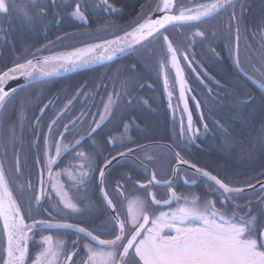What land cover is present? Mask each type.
Returning a JSON list of instances; mask_svg holds the SVG:
<instances>
[{
    "label": "snow or ice",
    "instance_id": "6c2138e0",
    "mask_svg": "<svg viewBox=\"0 0 264 264\" xmlns=\"http://www.w3.org/2000/svg\"><path fill=\"white\" fill-rule=\"evenodd\" d=\"M154 2V7L152 2L140 4L135 19L129 22L128 30L122 34H113L111 38L99 42L82 43L81 46L57 52L51 51L53 41H48L34 50L26 49V55L16 57L11 66L0 70V113H4L12 97L23 90L10 87L11 81L22 77L26 81L24 87L45 85L61 71L72 72L89 65L111 62L125 55H136L135 63L117 70L119 88L106 93V100L101 99L102 111L93 114L90 110H82L62 125L63 131H58L60 118L70 110L73 100L81 95L89 96L88 92L82 91L86 86H81L76 96L69 99L48 123V132L43 137V155L36 160L37 164H43L39 170L38 192L30 180L13 181L3 160H0V233L4 237L0 246V264H28L30 243H36L38 248L35 256L31 257V264H264V179L257 177L255 183L246 180L237 186L218 174L198 167L182 155L188 144L200 138L201 129L194 126L186 97V93L192 89L181 66L182 60L189 67L193 62L198 63L195 53L190 50L197 38L200 42L209 39L210 29L202 25L222 12H229L227 23L220 31L234 39L235 48H229L230 52H235L234 63L257 87L260 95L257 97L239 84L233 85L216 101L225 117L215 120L214 127L223 137L222 146L228 150L245 151L246 143L249 149L258 147L264 150V0L259 16L251 22L247 20L249 0ZM98 6L109 14L122 11L111 0H98ZM88 12V0H0V17H11L29 31L46 30L49 25H59L69 18L88 25ZM242 27L261 41L262 54L256 62L259 67L253 65L251 72L243 69L239 59ZM169 29H177V32L173 34ZM107 30L106 27L96 33H64L57 36L56 41L74 39L77 35L93 37L99 31ZM8 31L0 26V41L7 42ZM211 35H217L216 28L211 29ZM156 42L158 46L149 47ZM211 51L215 52V49ZM45 52L50 54L45 55ZM153 63L158 71L164 73V88L170 101L173 92L168 90L169 71L174 70V84L179 85V101L183 103L182 112L187 117L186 124L183 116L179 122L180 142H174L175 147L169 148L174 160L170 174L149 170L148 164L153 163L154 157L147 154L146 146H126L129 142L135 143L129 136V124H124L119 138H107L108 144L115 146L119 143L125 150L117 151L115 155L109 154L110 158L105 157L103 165H98L96 157L81 148L83 141L87 139L96 147L94 137L97 131L117 111L138 103L148 104L147 100L135 95V90L143 79L138 66ZM219 83L216 81V84ZM50 104H54V101L49 100L40 109L41 114ZM168 106L173 108L171 102ZM23 107L22 100L21 111ZM196 107H200L199 102ZM88 116H92L91 124L81 134L78 125L84 123ZM6 119L0 116V128H4ZM18 119L22 120L23 117ZM39 120L37 117V124ZM236 124L241 126L240 136H244V129L249 130L245 139L237 140L233 136ZM202 127L203 135L211 132L207 123H203ZM36 136L34 144L40 147L39 134ZM68 136L73 139L69 141ZM19 140L16 124H8L7 138H0V151L6 153L7 147L16 148ZM137 150L146 153L144 158L137 157V160L143 173L150 178L141 182L139 179L133 180L126 173L120 174L109 188L107 181L111 166L121 159L136 156ZM69 152L73 153L71 161L65 167H59V162ZM133 164H136V160H133ZM184 166L194 170L192 176L181 175ZM15 173L18 177L22 175L18 149ZM96 173L98 182L95 187L99 190L103 208L108 210V219L97 228H88L84 226L85 221H78L76 217L101 210L89 196ZM61 176L71 181L70 188L75 189V195H69V189L60 180ZM260 176L264 177V172ZM181 180L189 187L202 185L204 194L178 192L176 185ZM129 184L143 190V193L126 192V185ZM156 188L166 189V198H158ZM249 193L259 194L241 203V197ZM173 203L176 204L175 208L171 207ZM159 207H168L169 210L157 213L155 208ZM54 232L74 235L76 239L71 240L69 248L68 241L44 234ZM36 233L41 234L38 242L34 240ZM81 240L85 242L81 243ZM75 257L81 258L74 260Z\"/></svg>",
    "mask_w": 264,
    "mask_h": 264
},
{
    "label": "trees",
    "instance_id": "16d2710c",
    "mask_svg": "<svg viewBox=\"0 0 264 264\" xmlns=\"http://www.w3.org/2000/svg\"><path fill=\"white\" fill-rule=\"evenodd\" d=\"M111 2L122 11L115 13L114 16H106L101 12L90 18L88 17V25H84L76 19L69 18L65 19L59 25H49L46 30L44 29L45 33L43 34L40 32L42 29H38L37 35H34L33 39H29L22 34L19 41L17 40L16 34L14 35L15 30L9 29L8 39L10 42L8 40L7 42L0 41V70L11 66L16 57L26 55V49L32 47L34 50L35 47L39 48L48 41H53V45L50 47L66 48L64 50H67L73 46H81L82 43H94L102 39L111 38L113 34H122L123 31L128 30L129 22L135 19V13L139 11L140 4L152 2L153 7L155 6L154 0H111ZM93 3L91 0H88L89 6L93 5ZM148 11H151V9H148ZM106 27L108 28L107 31H99L98 35L93 37L77 35L74 39H66L63 42L56 41V37L62 36L64 33H96L97 30ZM169 31L175 34L177 29H169ZM184 31L187 32L188 29L185 28ZM14 40H17V43ZM197 42L200 41L198 40ZM156 46H158V42L149 45L150 48ZM195 48L198 62L208 68L210 77L213 80L207 81L205 84H201L198 79L194 81L190 80L195 85V89L198 90L195 95L201 105V114L204 117L205 123L211 129V132L203 140L199 139L195 143L188 144L186 151L182 152V155L189 161H193L197 166L208 169L214 174L225 178L233 177L235 179L236 177L234 176L239 175L237 173L239 164L234 162L232 157L238 150L241 155L246 151L244 161V165L247 164L245 166L246 169H252L254 171L252 173L253 175L261 177L260 174L264 172V150L258 147L249 149L247 143L245 144V151H241L240 149L228 150L222 146L223 137L216 132L214 127L215 120L225 117V113L221 111L220 105L216 101L219 97L224 96L226 90H231L233 85L239 84L243 88L251 90L257 97L260 95L259 90L250 79H247L237 69L232 59L220 58L219 56L215 57L213 53H208L201 44H198ZM135 62L136 55H127L104 66L51 80L45 85L33 84L30 87H23L22 91H18L12 97L6 111L0 113V116L7 117L4 128H0V138H7V125L10 123L16 124L17 135L20 137L16 148L7 147L6 153L0 151V160H3L10 178L15 181L13 177L15 179L17 177L15 173V156L16 150L18 149L22 171L20 177L23 179L21 182L30 180L33 188H38V170H40L43 164H37L36 160L43 155V137L48 132V123L55 118V114L64 107L69 99L76 96L77 89H80L81 86H86L82 91L88 92L89 96L85 97L81 95L73 100L70 110L66 111L60 118L57 128L58 131H62V125L66 123V119L78 115L77 113H80L82 110H90L89 106H82L81 103L92 100L100 103L102 98L107 99L106 93L112 92L114 88L118 90L117 70L123 69L125 66ZM182 62L184 61L182 60ZM182 65L186 78V67L184 63ZM138 70L139 75L143 79L139 81L135 95L143 100H147L148 104L138 103L132 107H122L116 112L113 118H119L121 121L136 119L144 126L145 131L141 135H134L135 143H132L133 146L156 142L168 143L175 147L174 142H180L178 135L179 124L177 120L171 119L169 110L165 107L166 98L163 92L161 73L154 63L150 66L144 64L139 65ZM216 81L220 83L216 84ZM139 85H143V87ZM22 100L24 105L23 111H21ZM49 100L54 101V104L49 105L46 109L47 111L39 117V124H37L36 118L38 112L40 113V109L45 104H48ZM98 108H96L95 113L100 111L97 110ZM47 113L48 120L44 123L42 119L46 118ZM20 116L23 117L22 120L18 119ZM172 123L175 124L173 127L175 130L174 133L171 127ZM234 127L235 131H233V136L237 140L247 137L248 129H244V136L239 137L238 133L241 131V126L236 124ZM37 133L40 137V147L34 144ZM56 135L58 136V132ZM147 154L153 155L154 157L153 163L148 164L152 170H156L158 174H170V166L174 165V160L173 155L167 149L152 147L147 149ZM145 155V152H139L137 157L142 159ZM107 157L110 158V156ZM104 158H98L97 164L102 166ZM249 159H251L250 163ZM31 167L33 169H30ZM125 173L130 175L133 180L139 179L144 181L148 179V176L143 173L142 168L137 164H133L130 160H125L111 167L107 181L109 188L113 186L114 178L119 179L120 174ZM126 187L130 188L132 186L129 184ZM104 211L106 212V209ZM3 241L4 237L0 233V246L3 245ZM29 247L30 254H32L34 249L33 243H30Z\"/></svg>",
    "mask_w": 264,
    "mask_h": 264
},
{
    "label": "flooded vegetation",
    "instance_id": "af4514ba",
    "mask_svg": "<svg viewBox=\"0 0 264 264\" xmlns=\"http://www.w3.org/2000/svg\"><path fill=\"white\" fill-rule=\"evenodd\" d=\"M91 1L94 3H93V5L89 6V12H88L89 18L92 17L93 15L100 14L101 12L104 13L106 16H110V15L114 16L115 15V13H113V14L106 13L103 8L99 7L98 6V0H91ZM249 3H250V9H249L248 14H247V20L249 22H251L256 17L259 16L261 5H262V0H249ZM237 11H239V8H237ZM228 16H229V12H222V13H220L219 16L213 17L212 20L206 21L205 25H202V27H205V26L209 27V29H210L209 39L204 40L203 42H196L195 46H197L198 44H201L204 47V49L207 50L208 53H210V54L213 53V56H215V57L219 56L220 58H225V59H230V60L232 59L234 62L235 52L234 51L230 52L229 48H230V46L233 49L235 48V41H234V39H230L226 32L220 31V29H223L225 24L227 23ZM0 26H3L4 28H7V29H14L15 30L14 35L16 34L18 41H19L22 34H24V36L29 38V39H33V36L37 35V30L29 31L27 29H24L23 27H21V25L19 24V22L17 20L12 19L11 17H9L8 19H3L2 17H0ZM212 28H216V31H217L216 36L211 35V29ZM41 29H42L40 31L41 34L45 33L44 28H41ZM233 36H234V33H233ZM17 40H14L15 43H17ZM198 40H199V38H197V41ZM8 42H10L9 39H8ZM195 46H193L190 51L195 53V61L198 62V59L196 57V52H195L196 51ZM35 48H37V47H35ZM31 49H32V47H31ZM64 49H66V48L51 47L52 52H56V51H60V50H64ZM211 49H215V52L211 51ZM45 53L47 54L49 52H45ZM261 54H262L261 53V41L259 40V38L251 35L247 31H245V29L242 27L241 33H240V42H239V59H240V63H241V66L243 67V69L245 71L251 72L253 65H256L257 67H259V65L256 64V62L261 57ZM181 65H182V61H181ZM185 67H186L185 68V71H186V78L185 79L187 81L188 86L192 89L191 92L186 93V97L188 98L189 110L192 112L194 126L200 127V129H201V135H200L199 139L203 140L207 136V135L206 136L203 135L202 125H203V123H205V120L204 119L201 120V115H202L201 111H200L201 105L199 108L196 107V104L199 101L197 100L195 93L197 94L198 90L195 89V85L191 81L198 79L201 84H205V82L207 83V81H213V80L210 77L208 68L206 66L200 64L199 62L198 63L193 62L191 67L188 66L187 62H185ZM160 73H161V77L163 80V92H164L165 98H166L165 99V107L168 108L171 119L177 120L178 124H179L180 119L183 116V119H184L185 124H186L187 117H186V114H184L182 112L183 103L181 101H179V87L177 84H174V77H175L174 70L169 71V89L168 90L173 92V95L171 97V101L167 95V91H165V88H164V73L163 72H160ZM241 73L244 75V73L242 71H241ZM256 75H257V78H259V74L257 73ZM92 96L94 97V95H92ZM192 97H195V99H192ZM169 102H171L173 105L172 109H170L168 106ZM81 105L82 106L87 105V107L89 106L90 112L93 114H95L96 108H98V106H101V108H103V104L101 102L97 103L95 100L94 101L92 100L90 102L81 103ZM46 111L47 110H45V112ZM77 114H79V112ZM41 115H42L41 112L40 113L38 112L37 117H40ZM72 118L66 119V123H68V121ZM96 118L98 119L99 117L96 116ZM47 120H48V113L46 114V118L42 119V121H44V123H45ZM91 120H92V116H89L85 119L84 123L78 125V131H80L81 134H83L89 128V126L91 124ZM124 124H129V136H130L132 141H134V139H135L134 135H136V134L141 135L145 131L144 126H142L136 119H132V120L129 119L126 121H121L119 118L110 117L104 123L102 128L97 131V133L94 137L97 146L93 147L91 142L86 139L83 141L81 148L86 150L89 153H92L96 157V162H98V158L107 157V156H109V154L115 155L117 151H124L125 148L120 147L119 143H117L115 146L107 143V138L109 136H114L117 138L120 137L121 132L123 131ZM174 125H175L174 123L171 124L173 133L175 131L173 128ZM62 131H63V128H62ZM238 136L240 137V135H238ZM76 138H79V137H76ZM72 139H73L72 136H68L69 141H71ZM126 146L127 147H136V146H133L132 143H130V142L127 143ZM147 149H149V148H147ZM139 152L140 151H137V154ZM245 152L243 155H241L239 150H238L236 152V154H234V156L232 157L233 161L239 164V168L237 171V173L239 175L234 176V177H236L235 179L233 177L225 178L222 176H221V178H224L228 181H232L233 183L237 184V186L242 185L244 183V181H246V180H252L255 183V178H257V177L252 174L254 171L252 169H249V168L246 169L245 166L247 164L244 165V161H245V157H246ZM113 153H115V154H113ZM137 154L134 157L127 158V159H124L122 161L130 160L133 162V160H136V164L139 165V160H137ZM250 154H248V155L250 156ZM72 155H73L72 152H69L67 155H65L62 158V160L59 162V167H61V168L65 167L71 161ZM122 161H120V162H122ZM246 161H248V160H246ZM72 162L75 163V161H72ZM190 162L194 163L193 161H190ZM250 162H251V159H249V163ZM148 168L150 170H152L149 166H148ZM30 169H33V167H31ZM38 172H39V170H38ZM243 172H245V173L243 174ZM192 173H193L192 171L184 168V170L181 172V175L182 176H192ZM94 175H95L96 179L91 182L92 191L89 193V196H90L91 200L95 202L96 205L100 206L101 210L93 212V213H86L84 216L76 217V219L78 221H85L84 226H86L88 228H97V227L101 226L104 222H106V220L108 219V210L106 209V212L104 211L105 209L103 208L102 198L100 196L99 190L95 187L96 183L98 182V173H96ZM149 178L150 177H148V179ZM259 178L264 179V177H259ZM45 180L47 181L46 174H45ZM60 180L64 184V186L69 189V195H75L76 194L75 189L70 188L71 181L69 179H66V176H61ZM146 181L147 180L145 179L144 181L142 180L141 182H146ZM46 187H49V186L46 184ZM38 188H39V184H38ZM176 190L178 192H183L186 194L189 192H196V193H199L201 195L204 194V188L202 185L200 187H189V186L184 185L182 180L177 182ZM125 191L126 192L135 191V192H137V194L143 193V190H140L138 188H133V187H130V188L126 187ZM155 191L157 193L158 198H161V199L166 198V196H165L166 189L156 188ZM258 194L259 193H249L247 196L241 197L240 202L242 203L243 200L251 199L254 195H258ZM171 207L175 208L176 204L173 203L171 205ZM155 210L158 213L159 211H168L169 208L168 207H159V208H155ZM44 234L45 235L52 234L54 236V238H60V239L68 241L69 248L71 245V240L76 239V236H74V235L69 236V235L62 233V232L61 233H55V232L54 233H44ZM40 235H41L40 233L35 234L34 240L36 242L39 241ZM83 242H85V241L81 240V243H83ZM33 247H34V249H33V252L29 258L28 264H31V257H34L35 254L38 252V248L36 246V243H33ZM83 255H84V253L81 251V257H83ZM81 257H75L74 260H79Z\"/></svg>",
    "mask_w": 264,
    "mask_h": 264
},
{
    "label": "water",
    "instance_id": "95a60500",
    "mask_svg": "<svg viewBox=\"0 0 264 264\" xmlns=\"http://www.w3.org/2000/svg\"><path fill=\"white\" fill-rule=\"evenodd\" d=\"M99 42V41H98ZM95 43V42H94ZM46 55H48V54H46ZM125 56H127V55H125ZM125 56H122V57H120V58H117V59H115L114 61H111V62H107V63H104V64H94V65H89V66H86V67H84V68H81V69H78V70H76V71H72V72H63V71H61V72H59V73H57V74H55V75H53L50 79H49V81H51V80H56V79H60V78H64V77H67V76H70V75H72V74H75V73H78V72H82V71H85V70H90V69H93V68H97V67H100V66H104V65H107V64H110V63H112V62H115V61H117V60H119V59H121V58H123V57H125ZM25 83H26V81L24 80V78H19L18 80H15V81H11L10 82V84H9V86L10 87H17V88H23L24 87V85H25ZM144 146H146L147 148H152V147H163V148H166V149H168L169 150V148L170 147H173L172 145H170V144H167V143H148V144H144ZM148 146H151V147H148ZM137 151H139V150H137ZM170 151V150H169ZM171 152V151H170ZM172 153V152H171ZM128 158H131V157H128ZM127 159V158H126ZM122 160H124V159H121L120 161H122ZM119 161V162H120ZM115 165V164H114ZM113 165V166H114ZM112 167V166H111ZM184 168L185 169H188L187 168V166H184ZM150 170V169H149ZM188 170H190V169H188ZM151 171V170H150ZM190 171H192V172H194V170H190Z\"/></svg>",
    "mask_w": 264,
    "mask_h": 264
},
{
    "label": "rangeland",
    "instance_id": "374dc122",
    "mask_svg": "<svg viewBox=\"0 0 264 264\" xmlns=\"http://www.w3.org/2000/svg\"><path fill=\"white\" fill-rule=\"evenodd\" d=\"M61 51H63V50H61ZM182 63H184L185 64V61L184 62H182ZM182 66V65H181ZM183 67V66H182ZM185 74V73H184ZM178 85V84H177ZM178 87H179V85H178ZM87 107V106H86ZM97 110H103V108H101V107H99ZM163 148V147H162ZM166 149V148H165ZM168 150V149H167ZM169 151V150H168ZM170 152V151H169ZM171 153V152H170ZM172 154V153H171ZM173 155V154H172ZM13 179L15 180V181H17V180H19L20 182H21V180H23L20 176L18 177H16V179L13 177ZM66 179H68L67 177H66ZM35 189H36V191L38 192L39 191V188H37V187H35Z\"/></svg>",
    "mask_w": 264,
    "mask_h": 264
}]
</instances>
